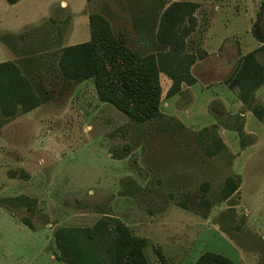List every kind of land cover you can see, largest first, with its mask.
Here are the masks:
<instances>
[{
  "label": "rangeland",
  "instance_id": "obj_1",
  "mask_svg": "<svg viewBox=\"0 0 264 264\" xmlns=\"http://www.w3.org/2000/svg\"><path fill=\"white\" fill-rule=\"evenodd\" d=\"M61 1L28 0L15 19L0 0V33L21 32L52 14L58 21L44 20L33 38L47 36L52 49L67 45L70 8L81 17V0H64L69 7ZM173 1L188 0H91L85 11L127 27L137 51L169 53L159 61V117L136 122L100 100L92 78L59 85L49 101L2 117L0 199L35 202L15 209L17 216L0 206V264H68L58 257L56 228L105 222L109 236L117 219L148 238L149 264H162L157 249L170 264H195L205 252L264 264V41L252 33L260 20L264 37V0H196L195 25L177 33L172 48L146 30L134 32L131 9ZM58 6L65 12H53ZM67 13L70 22L62 21ZM23 21L31 25L19 26ZM82 26L71 40L87 39ZM10 52L13 61L19 57L0 42V61ZM229 184L235 190L223 198Z\"/></svg>",
  "mask_w": 264,
  "mask_h": 264
},
{
  "label": "trees",
  "instance_id": "obj_2",
  "mask_svg": "<svg viewBox=\"0 0 264 264\" xmlns=\"http://www.w3.org/2000/svg\"><path fill=\"white\" fill-rule=\"evenodd\" d=\"M9 4L19 0H6ZM91 0H87V3ZM197 5L192 1H173L162 5L161 9L152 8L148 12L131 9L134 32L146 30L156 40L173 47L172 40L177 33L193 29V12ZM54 8V7H53ZM264 8V3L261 9ZM65 12L66 9L55 7ZM137 11V12H135ZM71 14L63 17L62 21ZM261 18L260 11L258 12ZM90 39L73 45H57L53 49L47 36H35L33 33L43 27L44 20L26 27L18 33L1 32L0 42L19 57L16 60L0 62V124L2 117L14 116L18 109L27 112L50 99L56 88L78 84L92 78L100 100L110 102L136 122H148L160 116L161 86L159 81L161 56H167L158 48L149 52H139L128 41V29L124 25L114 28L107 16L99 12H89ZM56 23L58 19L49 15L45 20ZM185 20L191 25L179 27ZM70 22V21H69ZM260 20L253 25V36L264 41L258 33ZM33 27V28H30ZM30 28L29 30H27ZM26 30V31H25ZM41 44L38 45L37 43ZM171 77H174L170 73ZM255 85L252 86V88ZM222 144L215 142V149ZM216 151H209L213 154ZM222 188L223 198L234 190L235 184ZM11 202V204L7 203ZM35 199L29 197H5L0 206L17 216V208L30 209ZM187 208L185 203H178ZM20 220L34 229L36 226L29 215L19 216ZM99 223L94 228L60 226L53 231L54 242L60 257L68 264H149L144 248L145 237L134 235L121 220L114 221L109 236ZM106 225V224H105ZM162 264H170L157 249ZM57 257V255H56ZM195 264H234L227 257L205 252Z\"/></svg>",
  "mask_w": 264,
  "mask_h": 264
},
{
  "label": "crops",
  "instance_id": "obj_3",
  "mask_svg": "<svg viewBox=\"0 0 264 264\" xmlns=\"http://www.w3.org/2000/svg\"><path fill=\"white\" fill-rule=\"evenodd\" d=\"M188 1H192V2H197L196 0H188ZM7 2V1H6ZM28 2V0H19V1H17V2H15V3H12V4H9L8 2V4H9V8H12L13 9V15L15 14V16H14V18L15 19H18L17 18V9L20 7H23L24 6V4H26ZM59 3H62V4H65V6H68L67 5V3H66V1H64V0H62L61 2H59ZM69 7V6H68ZM86 8H87V0H81V11H80V13L79 14H81V17L79 16L78 18H75V14H76V12H75V10L73 9V8H70L71 9V11H72V13H73V16H74V18H73V26H72V30L70 31V33H69V35L67 34V41H68V43H67V45H73V44H77V43H82V42H85V41H88L89 39H90V30H89V17H88V14H87V12H85L86 11ZM49 16V15H48ZM47 16V17H48ZM47 17H43L41 20H40V22L39 23H41L43 20H45ZM79 20H80V22H81V25H84V26H82L83 27V29L84 30H87V28H88V31H87V36H86V33L83 35V37L81 38V40L82 39H84L85 37H87V39L86 40H83V41H81V42H76L75 40H71V38H72V34H73V32L75 31V29L77 30V24H80V22H79ZM87 22V23H86ZM29 24L30 22L28 21V22H25V21H23V22H21V25H19V26H21V27H23L22 26V24ZM39 23H37V24H39ZM86 23V24H85ZM25 24V25H26ZM29 25H31V24H29ZM26 26H28V25H26ZM86 28V29H85ZM86 32V31H85ZM16 33V32H15ZM18 33V32H17ZM128 34V33H127ZM13 58H12V54H11V52H10V59H8V60H12ZM4 61H7V60H3V61H0V62H4ZM79 84H81V82L79 83ZM130 228V227H129ZM130 230H131V228H130ZM131 232H132V230H131ZM133 234L134 235H136V236H141V237H145L146 238V240H147V243H148V238L146 237V236H144V234L143 235H137L135 232H133ZM145 248H146V246H145ZM145 248H144V252H145ZM145 255H146V252H145ZM147 257V256H146Z\"/></svg>",
  "mask_w": 264,
  "mask_h": 264
}]
</instances>
